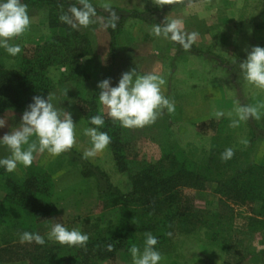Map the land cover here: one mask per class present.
I'll list each match as a JSON object with an SVG mask.
<instances>
[{
    "label": "rangeland",
    "instance_id": "1",
    "mask_svg": "<svg viewBox=\"0 0 264 264\" xmlns=\"http://www.w3.org/2000/svg\"><path fill=\"white\" fill-rule=\"evenodd\" d=\"M21 2L28 6L31 24L23 35L10 41L21 47L19 56H30L33 48L43 46L53 35L48 27L53 6L60 4L57 11H53L57 18L66 13L69 6H79L78 0H42L39 7L23 0ZM89 2L96 8L97 16L93 17L96 22L87 28L71 27L76 34L70 44L73 54L86 53L78 57L61 55L46 73L50 86L43 98L50 95L54 107L72 114L76 124V143L60 155L54 156L47 151L33 154L31 166L45 173L52 184L50 200L55 213L30 223L33 227L30 232L43 236L45 244L21 243L18 236L11 243L0 244V264H32L28 255L36 247L41 248L39 252L43 250V260L46 257L44 248L56 242L48 239L55 223H61L69 230L79 228L88 236L94 226L97 229L110 227L117 213L116 209L105 206L115 200L105 195L109 193V188L122 194L130 193V176L137 165L157 161L161 156V147L165 145H174L190 154L200 148L208 150L218 139L216 145L220 148L237 150L239 156L234 155V161H245L247 156L251 163L264 166V108L259 120L249 118L241 121L236 128L229 127L231 120L237 119L234 112L236 106L264 104V89L249 84L239 68V63L246 59L252 47H264V0ZM105 2H110L113 10H118L120 19L116 29L102 26L100 18L107 13L101 4ZM174 19L182 21L185 32L199 34L190 51L183 50L181 45L170 39L152 34L153 25ZM63 23L59 19L58 30L55 31L57 35L63 32L59 27ZM111 33L115 36L112 37ZM60 46L64 48V45ZM4 57L13 56L0 48V61H4ZM73 59L81 72L75 80L70 75L60 77L59 72L66 70L65 62ZM133 68L140 75L151 73L163 77L166 84L162 86V94L175 102V110L168 113L164 109L154 123L140 128L127 129L118 123L116 143L124 145L127 160L134 163L128 166L129 171L122 172L110 144L94 157L83 158L84 151L92 145L90 138L83 135V129L90 126L84 120L82 107L83 100H95L99 112L111 119L98 100L100 90L97 84L110 79V86L115 87L121 74ZM76 81L81 84H76ZM218 110L225 115L217 118L214 113ZM229 113L232 115L229 116ZM22 114L13 111L1 114L0 120L5 126L0 128V138L19 127ZM226 135L232 139H225ZM242 140L248 143H241ZM243 152L247 153L241 156ZM9 155V149L0 144V159ZM27 168L18 164L11 173L3 170L11 181L19 183L28 173ZM215 189L213 184H206L202 189L185 188L181 190V196L188 199L198 215L221 213L222 221L226 216L232 219L228 226V248L218 242H207L204 231L197 227L190 234L174 231L171 245L158 250L162 255L159 264H264V225L257 224L254 226L257 229H252L245 221L249 216L256 218L252 212L255 206L230 202L222 194H217ZM4 196L5 192L0 190V200ZM0 232V235L4 234L3 230ZM68 247L73 248L70 252L77 255L76 259L86 260L85 264H88L89 254L84 255L83 252L87 251L86 247H81V252L76 251L80 246ZM71 261L70 256H66L56 264L84 263ZM39 263L46 264L41 260ZM102 264H132V256L117 250L111 259Z\"/></svg>",
    "mask_w": 264,
    "mask_h": 264
},
{
    "label": "trees",
    "instance_id": "2",
    "mask_svg": "<svg viewBox=\"0 0 264 264\" xmlns=\"http://www.w3.org/2000/svg\"><path fill=\"white\" fill-rule=\"evenodd\" d=\"M23 1L38 7L42 2ZM59 5L53 6L50 12L48 27L54 33L43 46L33 48L30 56L4 57L6 59L0 61V116L5 111L23 113L32 103L34 96L43 97L46 88L50 86L47 70L61 55L70 54L78 57L86 53L73 54L70 44L73 43L72 37L76 34L70 25L63 23L59 26L63 32L58 35L55 32L58 30L59 18L53 11H57ZM114 10L118 13L117 9ZM111 36L115 35L111 33ZM61 44L64 45V50L61 49ZM74 60L65 62L66 70L63 73L59 72L60 77L70 75L75 80L81 68H77L78 64H75L77 61ZM76 84L81 83L76 81ZM83 102L85 122L90 127H96L90 124V118L95 115L103 117L104 125L98 130L107 132L111 137L110 145L117 163L122 167L121 171H129L128 166L134 163L127 160L124 145L116 143L119 122L105 118L99 112L95 100ZM225 139L232 138L226 135ZM217 140L208 150L200 148L190 154L174 145H165L161 147V156L157 161L141 162L137 165V169L130 176L132 181L130 193L122 194L116 189L109 188V193L112 194L105 195H110L115 200L109 201L105 206L116 209V218L110 227L104 229L93 227L85 246L87 251H83L84 255L89 254L88 264H102L111 259L117 250L130 254L129 250L133 245L142 250L145 232H151L157 238L158 243L155 246L157 251L171 245L174 231L190 234L196 227L204 231V239L207 242H218L228 248L232 219L226 216L227 218L222 221L221 213L198 215L189 205L188 199L181 196V190L185 188L202 189L206 184H213L216 193L222 194L228 201L242 206H255L252 212L256 218L246 217L247 227L253 229L257 224L264 225V166L251 163L247 156L245 161L236 162L233 158L222 161L221 154L226 148L231 147L220 148L216 145ZM233 150L234 155L239 156L237 150ZM27 170L23 181L16 183L11 181L7 173H4L3 167H0V190L5 192V196L0 200V228L4 233L0 235L1 245L13 242V239L24 231L33 230L30 223L34 220L55 213L50 200L52 184L49 177L32 166ZM107 244L113 245V251L106 250ZM48 246L44 248L46 257L43 260L41 256L43 250L39 252L41 248L36 247L28 255L29 262L40 264L41 260L46 264H56V261L62 262L66 256H70L72 263L80 261L85 264L86 260L76 259L77 255L70 252L73 248L57 242ZM82 250L79 247L76 251Z\"/></svg>",
    "mask_w": 264,
    "mask_h": 264
},
{
    "label": "clouds",
    "instance_id": "3",
    "mask_svg": "<svg viewBox=\"0 0 264 264\" xmlns=\"http://www.w3.org/2000/svg\"><path fill=\"white\" fill-rule=\"evenodd\" d=\"M78 5L69 6L67 12L60 15V21L73 29L78 26L87 28L95 23L93 17L97 16V11L89 0H78ZM101 7L107 13L105 17L100 18L103 21L102 26L105 29H116L120 19L118 13L113 10L110 2L101 4ZM30 24L27 4L21 0H0V48L7 54L14 57L21 53V47L18 44H11L10 41L23 35ZM152 34L178 43L185 51H190L199 35L197 32H185L182 21L176 19L153 25ZM239 68L249 84L264 89V47H252L246 59L239 63ZM165 84L163 77L151 73L140 75L133 68L121 74L115 87L110 86V79L99 82L98 100L107 109V115L113 121H118L123 128H140L154 123L164 109H167L168 113L174 112L175 102L166 98L161 91ZM51 99L50 95L46 99L40 95L34 96L32 103L22 114L19 127L0 138V144L5 145L10 151L8 157L0 159V167L7 172L15 171L18 164L31 166L34 153L47 151L54 156L60 155L69 151L76 143V124L73 122L72 114L54 107ZM262 108L264 104L236 106L234 112L237 119L231 120L229 127L236 128L241 121L249 118L259 120ZM214 115L220 118L225 114L218 110ZM231 115L232 113H229V116ZM89 122L96 127L83 129V135L90 138L92 145L90 149L84 151L85 159L94 157L111 143L108 133L98 130L104 125L101 115L92 116ZM4 126V122L0 120V128ZM32 137L35 139H31ZM241 143L247 144L248 141L242 140ZM233 156L234 150L226 148L221 154V160L227 161ZM144 237L142 250L136 245L129 250L132 264H159L162 255L155 250L157 238L151 232H145ZM48 239L55 240L61 245L85 247L89 236L82 233L79 228L69 230L61 223H55L48 233ZM19 240L21 243L35 242L41 246L45 244L43 236L28 231L20 233ZM105 247L107 251H113L112 244Z\"/></svg>",
    "mask_w": 264,
    "mask_h": 264
},
{
    "label": "crops",
    "instance_id": "4",
    "mask_svg": "<svg viewBox=\"0 0 264 264\" xmlns=\"http://www.w3.org/2000/svg\"><path fill=\"white\" fill-rule=\"evenodd\" d=\"M209 118V117H208Z\"/></svg>",
    "mask_w": 264,
    "mask_h": 264
}]
</instances>
